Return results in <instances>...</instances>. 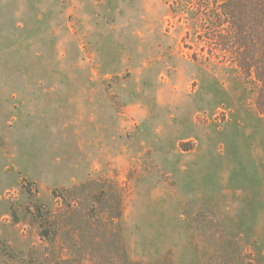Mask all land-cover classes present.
Masks as SVG:
<instances>
[{"label": "rangeland", "instance_id": "374dc122", "mask_svg": "<svg viewBox=\"0 0 264 264\" xmlns=\"http://www.w3.org/2000/svg\"><path fill=\"white\" fill-rule=\"evenodd\" d=\"M197 1L0 0V264H264L258 84Z\"/></svg>", "mask_w": 264, "mask_h": 264}, {"label": "trees", "instance_id": "16d2710c", "mask_svg": "<svg viewBox=\"0 0 264 264\" xmlns=\"http://www.w3.org/2000/svg\"><path fill=\"white\" fill-rule=\"evenodd\" d=\"M195 22L210 32L207 42L257 81L255 103L264 114V0H198L190 2ZM207 12V13H206ZM204 23V24H203Z\"/></svg>", "mask_w": 264, "mask_h": 264}]
</instances>
